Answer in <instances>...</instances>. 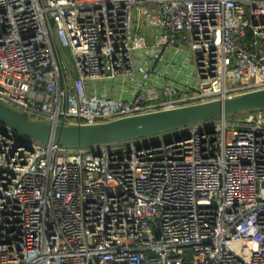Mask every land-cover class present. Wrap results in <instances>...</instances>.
I'll list each match as a JSON object with an SVG mask.
<instances>
[{
	"label": "built area",
	"instance_id": "1",
	"mask_svg": "<svg viewBox=\"0 0 264 264\" xmlns=\"http://www.w3.org/2000/svg\"><path fill=\"white\" fill-rule=\"evenodd\" d=\"M173 46L195 71L181 92L152 85ZM125 80L129 99L93 85ZM261 89L264 0H0V99L34 117L99 124ZM0 264H264V113L82 149L0 125Z\"/></svg>",
	"mask_w": 264,
	"mask_h": 264
},
{
	"label": "water",
	"instance_id": "2",
	"mask_svg": "<svg viewBox=\"0 0 264 264\" xmlns=\"http://www.w3.org/2000/svg\"><path fill=\"white\" fill-rule=\"evenodd\" d=\"M251 113H264V89L99 124H57L0 99V125L20 137L68 149L110 145Z\"/></svg>",
	"mask_w": 264,
	"mask_h": 264
},
{
	"label": "crops",
	"instance_id": "3",
	"mask_svg": "<svg viewBox=\"0 0 264 264\" xmlns=\"http://www.w3.org/2000/svg\"><path fill=\"white\" fill-rule=\"evenodd\" d=\"M143 63L149 64V61L143 60ZM152 67V85L156 87L160 88L169 85L181 92L186 89H191L195 85L193 60L191 54L186 49L174 46L166 49L164 52V59L161 62L152 63ZM118 82L119 84L117 83L114 88L104 87L99 92H104L117 98H131L134 92L133 85L127 80ZM162 100H167V98H162Z\"/></svg>",
	"mask_w": 264,
	"mask_h": 264
},
{
	"label": "rangeland",
	"instance_id": "4",
	"mask_svg": "<svg viewBox=\"0 0 264 264\" xmlns=\"http://www.w3.org/2000/svg\"><path fill=\"white\" fill-rule=\"evenodd\" d=\"M144 21L146 23H148L146 19L142 21V23H141V34L146 38L148 45H149V48L152 49V47L154 45L156 34L153 30H151L150 26H148L147 24L144 23ZM64 56L67 60L69 67L71 69H73L72 63H71L70 53L68 51H65ZM117 83L119 84V82H110L109 81L108 83H95L93 85L97 86L98 90L101 91L104 87L114 88L117 85Z\"/></svg>",
	"mask_w": 264,
	"mask_h": 264
}]
</instances>
